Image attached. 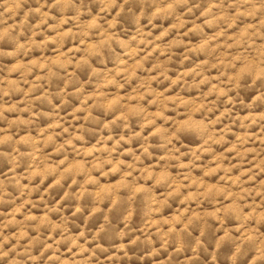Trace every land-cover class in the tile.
<instances>
[{"label": "clouds", "instance_id": "9594fccd", "mask_svg": "<svg viewBox=\"0 0 264 264\" xmlns=\"http://www.w3.org/2000/svg\"><path fill=\"white\" fill-rule=\"evenodd\" d=\"M0 264H264V0H0Z\"/></svg>", "mask_w": 264, "mask_h": 264}]
</instances>
